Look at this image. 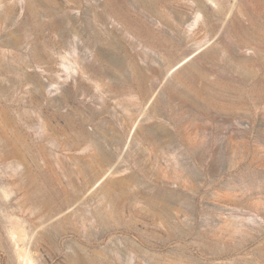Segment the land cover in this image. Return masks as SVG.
<instances>
[{"label":"rangeland","instance_id":"374dc122","mask_svg":"<svg viewBox=\"0 0 264 264\" xmlns=\"http://www.w3.org/2000/svg\"><path fill=\"white\" fill-rule=\"evenodd\" d=\"M121 254L264 264V0H0V264Z\"/></svg>","mask_w":264,"mask_h":264},{"label":"bare ground","instance_id":"6f19581e","mask_svg":"<svg viewBox=\"0 0 264 264\" xmlns=\"http://www.w3.org/2000/svg\"><path fill=\"white\" fill-rule=\"evenodd\" d=\"M201 56H199L198 58H197V61H199V60H201ZM178 198V197H177ZM185 201V200H184ZM42 219L44 220V222H43V224H42V226L43 227H46V226H48V225H50L52 222H53V220H54V215H53V212H52V210H51V208H50V206H49V204H46V213L44 214V216L42 217ZM51 225H53V224H51ZM50 231L49 230H47V231H45L44 232V236L45 237H48V233H49ZM26 233V232H25ZM16 234V233H15ZM14 234V235H15ZM18 236V235H17ZM19 236H21V235H19ZM18 238V237H17ZM14 239L16 240V237L14 236ZM20 237H19V239L18 240H16L17 242H19L20 241ZM177 241H178V243L180 242V243H183L186 239H185V237H181V238H178V239H176ZM20 245V244H19ZM17 247H18V245H17ZM27 249V248H26ZM28 250V249H27ZM24 259H26V261L28 260H30L31 259V256H30V253H29V251L28 252H25V254H24ZM120 258H119V262H121V264H143L142 262H141V260H139L138 258H137V256H135V255H131V254H121L120 256H119ZM30 262V261H29ZM152 263V262H151ZM168 263V262H167Z\"/></svg>","mask_w":264,"mask_h":264}]
</instances>
